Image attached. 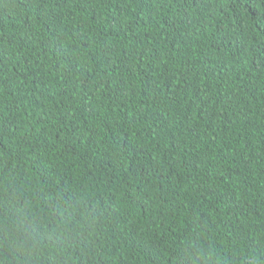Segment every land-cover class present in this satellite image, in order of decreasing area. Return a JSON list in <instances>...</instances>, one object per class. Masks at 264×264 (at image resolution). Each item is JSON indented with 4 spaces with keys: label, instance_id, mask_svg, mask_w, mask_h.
<instances>
[{
    "label": "trees",
    "instance_id": "trees-1",
    "mask_svg": "<svg viewBox=\"0 0 264 264\" xmlns=\"http://www.w3.org/2000/svg\"><path fill=\"white\" fill-rule=\"evenodd\" d=\"M0 264H264V0H0Z\"/></svg>",
    "mask_w": 264,
    "mask_h": 264
}]
</instances>
